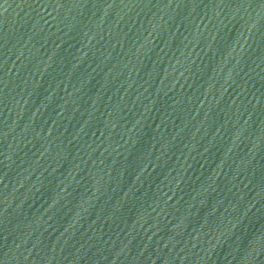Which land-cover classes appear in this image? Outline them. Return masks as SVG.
Listing matches in <instances>:
<instances>
[{"label":"water","instance_id":"95a60500","mask_svg":"<svg viewBox=\"0 0 264 264\" xmlns=\"http://www.w3.org/2000/svg\"><path fill=\"white\" fill-rule=\"evenodd\" d=\"M0 264H264V0H0Z\"/></svg>","mask_w":264,"mask_h":264}]
</instances>
